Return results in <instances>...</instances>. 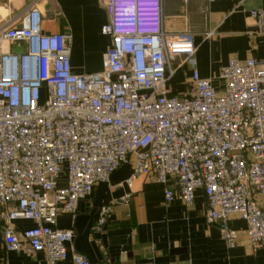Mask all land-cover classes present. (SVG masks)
<instances>
[{
    "label": "built area",
    "instance_id": "built-area-1",
    "mask_svg": "<svg viewBox=\"0 0 264 264\" xmlns=\"http://www.w3.org/2000/svg\"><path fill=\"white\" fill-rule=\"evenodd\" d=\"M41 1L0 25L5 251L67 261L75 232L58 229V218L74 215L81 200L132 160L129 189L137 179H153L165 187V205L181 199L187 207L202 191L207 221L228 248L239 240L229 226L233 217L246 224L253 247H264V212L256 201L264 196V59L231 58L214 79H203L195 55L213 32L202 43L190 33L166 32L164 0H100L109 16L102 33L112 46L99 72L78 75L72 36L44 33ZM249 16L264 40V7ZM186 64L191 76L179 94L173 80ZM131 199L130 193L103 206L96 229ZM18 221L34 227L19 231ZM70 258L91 264L75 252Z\"/></svg>",
    "mask_w": 264,
    "mask_h": 264
},
{
    "label": "crops",
    "instance_id": "crops-1",
    "mask_svg": "<svg viewBox=\"0 0 264 264\" xmlns=\"http://www.w3.org/2000/svg\"><path fill=\"white\" fill-rule=\"evenodd\" d=\"M36 0H0V25H5ZM264 7V0H164L163 28L168 33L193 34L202 43L210 40L195 55L196 69L203 79H214L229 59H264V40L254 35L249 13ZM43 30L47 35L70 33L72 69L75 74L96 73L102 57L112 46L102 33L109 16L100 0H43ZM207 12L206 21L201 11ZM191 76L184 65L173 80L181 87ZM134 161L115 172L110 182L99 184L92 195L78 204L74 215H61L56 227L72 229L74 241L67 246L69 259L57 264H74L73 252L91 264H264V247H253L246 224L233 217L229 226L239 233L237 247L230 249L216 225L207 221V203L202 191L195 193L194 204L187 207L181 199L165 205V187L153 179H137L127 186ZM132 194L127 206H116L106 225L97 230L101 208ZM257 204L264 212V196ZM19 231L34 227L33 222L18 221ZM0 264H49L43 254L28 251L8 253L0 244Z\"/></svg>",
    "mask_w": 264,
    "mask_h": 264
},
{
    "label": "water",
    "instance_id": "water-1",
    "mask_svg": "<svg viewBox=\"0 0 264 264\" xmlns=\"http://www.w3.org/2000/svg\"><path fill=\"white\" fill-rule=\"evenodd\" d=\"M14 52L21 54L23 52V48H16Z\"/></svg>",
    "mask_w": 264,
    "mask_h": 264
},
{
    "label": "rangeland",
    "instance_id": "rangeland-1",
    "mask_svg": "<svg viewBox=\"0 0 264 264\" xmlns=\"http://www.w3.org/2000/svg\"><path fill=\"white\" fill-rule=\"evenodd\" d=\"M178 91H179V94H181V92H182V88L179 87V88H178Z\"/></svg>",
    "mask_w": 264,
    "mask_h": 264
}]
</instances>
